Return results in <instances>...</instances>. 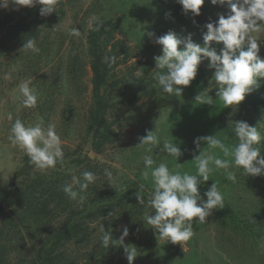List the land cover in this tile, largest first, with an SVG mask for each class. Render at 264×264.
<instances>
[{
    "label": "trees",
    "instance_id": "1",
    "mask_svg": "<svg viewBox=\"0 0 264 264\" xmlns=\"http://www.w3.org/2000/svg\"><path fill=\"white\" fill-rule=\"evenodd\" d=\"M39 8L40 5L19 6L16 10L15 6H10L0 12V78L9 72L15 79L11 87L19 86L17 78L26 79L33 76L37 80L30 83V87L38 95L37 106L24 107L20 97L15 103L19 114L13 115V121L19 118L26 125L48 122L53 109V97L59 84L56 75L60 68L58 57L61 55L62 41L54 47L48 42V38L50 33L57 31L56 24L62 18L63 10L60 8L47 16H41ZM120 20L121 16L104 22L97 18L101 24L99 29L94 30V26L89 25L86 29L85 55L91 72V102L85 114L84 125L76 127L72 122L71 100H66V108L59 119V133L66 141L62 143L63 165L57 164L55 168L41 171L30 163L29 157L24 153L9 181L0 186V264H124L121 256L124 246L148 248L154 243L152 237L158 235L157 232L151 231L152 237L149 235L146 238L147 231L141 229V224L145 221V209L136 200V192L143 184V195L146 196L145 188L151 187V178L145 181L141 174L144 170L143 160L138 166V173L130 178L116 174L115 164L120 159L116 158L117 154H112L106 165L86 152L91 150L101 155L107 146L117 145L118 129L122 127V105H135L154 81L153 77L149 76L147 61L142 62L139 72H143V75L132 71H128L126 75L116 74L119 67L130 58L126 42L114 38V33L120 28ZM59 36L58 30V38ZM28 40L35 41L39 52H32L23 47ZM210 46L219 53L222 42H211ZM78 56L73 50L69 53V80H76L80 76L83 64ZM259 56L264 59V51L260 50ZM108 57H115V62L109 64L106 61ZM203 63L209 64V61L202 60L195 79L190 83L192 86L199 83L202 77ZM48 71L52 79L51 84L46 82ZM258 84L259 86L246 94L245 99L236 105L235 109L224 106L216 95L213 105L200 104L197 108L189 109L195 116L191 119L197 120L195 130H198V119L203 121L204 132L199 130V136L217 134L231 145L236 141L233 134L236 121H246L250 126H257L264 135V79H259ZM188 103L190 102L185 101V105L176 107L175 113L189 106ZM196 103L197 101L191 105ZM231 109L234 113L233 120L229 125H223V116ZM8 110L11 114L14 112L12 107ZM11 124L12 121L9 120L5 124L9 134ZM219 127H222V130ZM201 146L202 150H205L207 145ZM256 147L260 149V156L264 157V140ZM198 154H188L182 159L180 157L178 161L165 154L164 162L168 163L170 170H175L179 163L181 171L195 173L194 156ZM153 159L159 164L158 157ZM105 168L112 171L111 180L103 175ZM69 170L76 175L85 170L98 174L96 182L90 184L82 193L85 197L82 203L79 200H71L62 191V185L70 182ZM235 171L236 183L227 180L223 170L211 173L210 179L199 186L201 196L203 197V193L215 182L224 196L225 206L219 209L224 222L236 232L258 235L254 231V217L248 218L243 209L240 210L226 198L227 191L236 185L255 188L258 198L252 212H255L256 216L258 207L264 203V174L245 176L242 168H236ZM114 182L121 184L114 187ZM235 199L237 201L238 198ZM262 218L264 213L259 215L261 224L264 223ZM100 223L106 231L112 230L113 239H119L126 226L128 235L124 238L123 245L116 241V245L104 247L100 241ZM75 243L85 246L80 257L68 253V246Z\"/></svg>",
    "mask_w": 264,
    "mask_h": 264
},
{
    "label": "rangeland",
    "instance_id": "2",
    "mask_svg": "<svg viewBox=\"0 0 264 264\" xmlns=\"http://www.w3.org/2000/svg\"><path fill=\"white\" fill-rule=\"evenodd\" d=\"M60 8L63 13L61 14L62 18L56 24L57 31L50 33L48 38V42L54 47L62 41L61 55L58 57L60 58V68L56 75L59 84L53 97L52 113L48 122L43 125L46 127L48 124H54L61 137V143H66L59 133V119L66 108V100H71L72 122L76 127L84 125L85 114L91 102V72L85 55V38L86 29L92 17L104 22L108 19L113 21L121 16L120 28L114 33V38L126 42L129 46L130 58L119 67L117 75H126L128 71L138 74L141 71L142 62L147 61L149 62V76L153 77L154 57L162 52V46L155 42L157 37L169 31L174 32L180 39H185L191 34L192 41L203 46V33L206 31L204 25L208 22H215L219 14L227 11L226 5H213L210 0H204L200 14L195 17H192L191 14H183L182 6L176 0H59L56 10ZM2 10L3 8H0V12ZM71 28L78 29L80 36L70 35L69 29ZM58 30L60 31L59 38ZM149 33L153 35L149 36ZM251 35L257 36L256 33ZM257 38L260 50L264 51V33H260ZM178 47L182 48L183 45ZM71 50L79 55L78 58L83 64L80 76L76 80L67 78ZM214 71L215 69L210 68L208 63H203L202 77L199 83L195 86L191 84L187 87L181 86L183 87L182 95L177 97L163 93L159 84L154 80L135 105H122V127L118 129L117 145L115 147L107 146L100 153L101 155L91 150L86 151L87 154L106 165L112 154H118L120 159L115 164L116 174L133 178L138 173L137 169L144 155L143 149L137 147L136 144L139 143V137L146 134V130L156 132L161 138V143L165 139L177 143L183 152L181 159L188 154L199 153V149L196 148L193 141L196 137H200L199 130L204 132L202 127L204 124L201 119H198V130H195L194 125L197 120L191 119L195 116L189 109L192 110L200 105L199 102L194 106L191 105L195 102L194 97L200 91L211 87L209 95L213 98L216 95L215 82L212 81L213 85L209 84ZM2 76L0 78V186L9 181L21 156L25 153L18 146L11 144L8 140V129L5 128L6 121H8L7 116L10 113L8 109L13 108L12 116L19 114L15 104L19 98V86L11 87L15 83V79L9 72ZM17 80L19 85L25 80L37 81L33 76L26 79L17 78ZM51 81L50 71H48L46 82L51 84ZM185 101L190 102L189 106H185L175 113L176 107L185 105ZM231 107L235 109V105ZM233 115L232 109L228 110L223 116L222 124L229 125L233 120ZM219 128L222 130V127ZM160 147L154 148L152 153L153 157L159 158V163L164 162V155L167 154L160 151ZM233 170L235 171L236 168ZM113 184L114 187H117L121 182ZM145 190L147 192L145 201H147L151 187L145 188ZM227 194L228 201L230 200L240 210L243 209L248 218L254 217V231L258 235H254V232L252 235L236 232L224 222L219 209H214L212 215L207 217V221L204 223L194 219L193 236L187 241L177 243L167 241L159 235L152 237L151 231L154 232L155 229L148 225L145 219L141 224V229L147 231L145 237L150 235L154 243L148 248L128 245L137 249V256L132 264H264V223L261 224V219H259V215L264 213V203L261 207L257 206L259 209L256 211V217L255 212H252V207L256 206L258 198L255 188H247L239 184L228 190ZM235 198H238L237 201ZM122 227L123 224L120 225V228ZM67 249L69 254L80 257L85 246L75 243L69 245ZM121 256L124 264H128L124 248L121 251Z\"/></svg>",
    "mask_w": 264,
    "mask_h": 264
},
{
    "label": "clouds",
    "instance_id": "3",
    "mask_svg": "<svg viewBox=\"0 0 264 264\" xmlns=\"http://www.w3.org/2000/svg\"><path fill=\"white\" fill-rule=\"evenodd\" d=\"M176 2L182 6L183 14L195 17L200 14L204 0ZM210 2L213 5H226L227 11L219 14L215 22L204 25L206 31L203 33V46L193 42L191 34L185 39H180L174 32L169 31L157 37L155 42L162 46V52L154 57L155 71L152 76L163 93L181 96L183 87L190 85L197 75L200 63L207 59L208 66L215 69L209 84L215 82L216 97L224 106H236L245 99L246 94L259 86V79H264V59L259 56L260 44L257 38L260 33H264V0H210ZM58 3L59 0H0V8L15 6L18 10L19 6L40 5L39 14L47 16L56 11ZM89 26H94V30H98L101 24L93 17ZM252 33H256L257 36L251 35ZM69 34L74 37L80 36L76 28L69 29ZM211 42H222L223 47L219 53L210 46ZM180 45L183 47H178ZM23 47L32 52H39L34 40H28ZM106 61L109 64L114 63L115 57H108ZM30 83L29 80H25L19 85V97L24 107L35 108L38 95L30 87ZM209 88L200 91L194 100L199 104L213 105L215 100L209 95ZM7 119L12 121L8 140L13 146H18L25 152L36 169L46 171L55 168L57 164L63 165L61 137L54 124H48L46 127L43 122L26 125L19 118L13 121L11 113ZM233 134L236 141L231 145L216 134L194 139L193 143L199 149V154L194 156L195 173L181 171L179 163L175 170H170L167 162L157 164L153 159V149L161 146L160 151L166 152L178 161L183 152L174 141L165 139L161 143L160 136L153 130H146V134L139 137L136 146L144 151L142 156L144 170L141 174L145 181L151 178V190L145 201L144 185L141 184L136 192V200L145 207L147 224L153 227L161 238L172 243L187 241L193 236L194 219L204 223L214 209L224 208V196L215 182L203 193V197L199 190V186L207 182L214 171L223 170L226 179L232 183L237 182L234 168H242L245 176L264 174V157L260 156V149L256 147L264 140V135L257 126H250L246 121L234 122ZM201 143L207 145V149L202 150ZM116 158H119L118 154ZM69 174L70 182L62 185V191L71 200H79L82 203L85 199L82 193L90 184L96 182L98 174L88 170L79 175L69 170ZM103 175L108 180L113 177L112 171L107 168L103 170ZM99 231L100 241L106 248L116 245V241L123 245L124 238L128 235L126 226L119 239H113L112 230L106 231L102 223L99 225ZM124 251L128 264H132L137 256V249L126 245Z\"/></svg>",
    "mask_w": 264,
    "mask_h": 264
}]
</instances>
